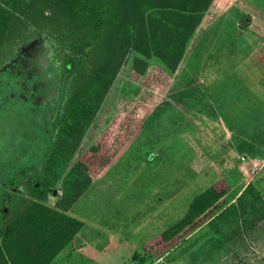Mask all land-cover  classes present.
Instances as JSON below:
<instances>
[{"label":"trees","instance_id":"trees-1","mask_svg":"<svg viewBox=\"0 0 264 264\" xmlns=\"http://www.w3.org/2000/svg\"><path fill=\"white\" fill-rule=\"evenodd\" d=\"M225 2L0 0V58L23 42L30 27L63 49L56 51L60 62L50 63L56 99L44 126L47 152L15 180L27 198L14 200L0 228V264H50L83 227L65 213L79 198L87 219L101 214L107 198L123 204L134 193L145 201L168 192L175 178L186 185L196 176L202 169L197 159L181 169L197 157L199 141L174 108L145 133L137 132L182 72L197 38L225 11ZM73 159L65 175L63 167ZM226 191L223 181L205 189L145 247L165 241L170 247L187 233L183 229L204 221Z\"/></svg>","mask_w":264,"mask_h":264},{"label":"rangeland","instance_id":"rangeland-1","mask_svg":"<svg viewBox=\"0 0 264 264\" xmlns=\"http://www.w3.org/2000/svg\"><path fill=\"white\" fill-rule=\"evenodd\" d=\"M224 6L137 132L145 133L174 108L200 145L197 157L181 170L195 165L196 159L202 169L188 184L175 178L168 192L154 193L145 201L138 202L134 193L123 204L107 198L97 217H82L85 206L79 198L65 213L83 227L50 264H264V79L257 64L246 75L253 79L251 85L243 90L239 86V68L264 55V0H226ZM24 32L23 42L6 48L0 58V209L6 211L20 195L13 178L37 165L47 152L44 126L56 99L50 63L58 64L56 51L63 50L33 27ZM226 96L259 100L257 106L241 101L239 107L225 102ZM214 125L220 127L219 134ZM74 162L64 165L65 175ZM220 181L227 191L204 221L192 230L183 229L187 233L178 234L168 248V241L145 247L182 218L194 197ZM6 220L0 216V228Z\"/></svg>","mask_w":264,"mask_h":264},{"label":"crops","instance_id":"crops-1","mask_svg":"<svg viewBox=\"0 0 264 264\" xmlns=\"http://www.w3.org/2000/svg\"><path fill=\"white\" fill-rule=\"evenodd\" d=\"M256 60V62L254 63L253 61L252 62H250L249 64H247L246 63V65H245V68H239V72H240V77H239V83H240V89H242L243 90V88H245V87H247V86H249V85H251V83H252V81H253V79H251L249 76H246L247 75V72L248 71H250L251 70V68L255 65V64H257L256 65V67H259L258 68V70H259V74H261V78L262 79H264V55L262 56V54H261V56H257V58L255 59ZM240 97H241V95H240ZM239 97V99L237 100L236 99V101L234 100V98L232 99H228L227 98V96H226V98H224L225 99V102H227V103H229L230 102V104H232V105H237V104H239V107H240V104H241V101L243 102V103H245V102H248L247 103V105H256L257 106V102H258V100H259V98H256L255 97V101L254 102H252V97L251 98H240ZM262 102V101H261ZM227 105V104H226ZM224 112H227V113H229L230 114V111L228 110L227 111V109H225L224 108ZM235 118L233 117V120H234ZM236 120V119H235ZM241 121V120H240ZM212 124H213V122H211ZM240 123H242V122H240ZM233 126H234V123L232 124ZM231 125V126H232ZM226 126V125H225ZM240 126H243V123H242V125H240ZM214 128L216 129V133L217 134H219L220 132H219V129H220V127H217V125H214ZM227 128V127H226ZM218 131V132H217ZM227 131H229V129H227ZM230 133L232 134L231 136H234L235 134L231 131V129H230ZM230 136V137H231ZM245 143V142H244ZM257 150H260V151H262L261 149H257ZM258 152V151H257Z\"/></svg>","mask_w":264,"mask_h":264},{"label":"flooded vegetation","instance_id":"flooded-vegetation-1","mask_svg":"<svg viewBox=\"0 0 264 264\" xmlns=\"http://www.w3.org/2000/svg\"><path fill=\"white\" fill-rule=\"evenodd\" d=\"M16 178H18V177L13 178V180L11 181L15 185H17L16 187H18V188L16 191H18L20 193V195H17L16 198H27V195H25L24 191H22V189H21V185H18V183H15ZM7 211H8V209H7ZM7 211L4 208L0 209V216H4V217L6 216L7 217V214H8Z\"/></svg>","mask_w":264,"mask_h":264},{"label":"water","instance_id":"water-1","mask_svg":"<svg viewBox=\"0 0 264 264\" xmlns=\"http://www.w3.org/2000/svg\"><path fill=\"white\" fill-rule=\"evenodd\" d=\"M245 25V23H242V25L241 26H244Z\"/></svg>","mask_w":264,"mask_h":264}]
</instances>
